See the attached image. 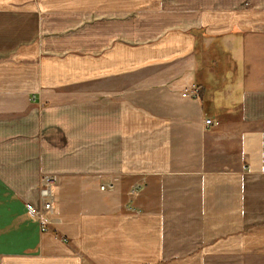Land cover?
I'll use <instances>...</instances> for the list:
<instances>
[{"label": "crops", "instance_id": "1", "mask_svg": "<svg viewBox=\"0 0 264 264\" xmlns=\"http://www.w3.org/2000/svg\"><path fill=\"white\" fill-rule=\"evenodd\" d=\"M0 264H264V0H0Z\"/></svg>", "mask_w": 264, "mask_h": 264}, {"label": "built area", "instance_id": "2", "mask_svg": "<svg viewBox=\"0 0 264 264\" xmlns=\"http://www.w3.org/2000/svg\"><path fill=\"white\" fill-rule=\"evenodd\" d=\"M196 94V93H195ZM206 125H211V120L205 121ZM57 178L54 175L44 174L39 182V206L38 207H30V210L39 218H44L48 220L55 211V186H56ZM113 185H102L101 188L103 190H111ZM139 186L136 185L133 187L132 192L137 193L139 191ZM129 209L133 212L137 210L133 207H129Z\"/></svg>", "mask_w": 264, "mask_h": 264}, {"label": "rangeland", "instance_id": "3", "mask_svg": "<svg viewBox=\"0 0 264 264\" xmlns=\"http://www.w3.org/2000/svg\"><path fill=\"white\" fill-rule=\"evenodd\" d=\"M151 22H153V26H156V24L158 23L157 20H153V21H151ZM160 26H161V25H160ZM191 31H194V29H192ZM44 174H47V173H42V174L40 175L39 182H40V180H41V178H42V176H43ZM49 175H53V174H49ZM54 176H56V175H54ZM56 178H57V181H56V184H57V182H58V177L56 176ZM55 187H56V186H55ZM38 191H39V190H38ZM39 198H40V195H39Z\"/></svg>", "mask_w": 264, "mask_h": 264}]
</instances>
